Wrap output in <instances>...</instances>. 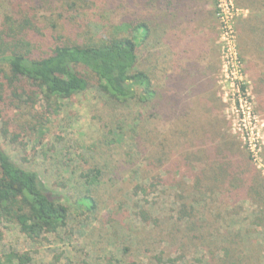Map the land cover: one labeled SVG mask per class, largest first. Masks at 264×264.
<instances>
[{
  "label": "trees",
  "instance_id": "16d2710c",
  "mask_svg": "<svg viewBox=\"0 0 264 264\" xmlns=\"http://www.w3.org/2000/svg\"><path fill=\"white\" fill-rule=\"evenodd\" d=\"M41 1L42 6L47 5L45 13L52 6L77 4L85 12L74 8L73 15H63L67 11L57 14L52 28L60 27V35L40 51L42 46L34 31L42 27V19L51 20L53 16L39 14ZM235 2L248 7L251 17L247 21L253 25V34L261 33L260 50L264 54V0ZM185 5L184 0H0V26L5 25L7 30H0V79L8 77L19 88L30 87L31 94L40 92L47 101L63 100L86 90L88 80L82 72L86 70L96 79L100 94L112 103L110 107L102 105L97 123L102 129L101 119L110 117L114 126L100 136L114 143L120 141L121 145L128 138L120 154V158L124 157L123 171L117 167L113 178L103 181V167L81 163L70 173L72 181L59 188L36 171L19 166L0 147V220L16 224L27 240L42 245L40 238L48 240L47 236L56 235L66 226L70 204L83 207L82 213H96L94 221L99 222L100 199L96 195L98 186L105 184L109 217L122 209L134 210L142 232H176L179 251L187 253L199 246L200 254L206 258L203 264H264V193L258 189L262 186L250 158L239 156L225 139L212 140L211 147L204 149L208 153L199 158V169H191V155L176 151V136L172 135L181 134L175 125L178 122H171L169 128L168 123L164 124L167 118L178 120L186 103L175 95L167 97L173 115L169 112L166 119H159L157 112L164 108L165 99L155 100L159 95L151 80L137 69V44L148 39L154 26L166 22L168 14L181 12ZM138 10L141 14H137ZM250 48H245L244 60L253 58ZM256 78L261 89L256 98L264 107V74ZM170 83L173 86L174 81ZM26 91L23 89V93ZM129 172L133 179L123 187L115 183L118 174ZM148 186L156 190L160 187L158 194L150 193ZM156 196L166 199L159 208H153L151 202ZM253 197L259 198L256 204H252ZM242 200L255 206L244 217ZM162 256V251L151 254L150 264H162ZM55 257L57 260L58 255ZM74 258L75 255L65 261L72 264ZM30 261L28 256L9 253L0 264ZM105 264L137 262L111 257Z\"/></svg>",
  "mask_w": 264,
  "mask_h": 264
},
{
  "label": "rangeland",
  "instance_id": "374dc122",
  "mask_svg": "<svg viewBox=\"0 0 264 264\" xmlns=\"http://www.w3.org/2000/svg\"><path fill=\"white\" fill-rule=\"evenodd\" d=\"M193 1L194 3L186 0L185 10L181 11L178 18L177 12L168 14L166 22L159 23L160 27L154 26L148 39L137 44V69L151 80L152 87L159 95L155 100L163 102L161 99H165L164 108L157 112L159 119H166L169 112L173 115L172 108H168L170 103L166 102L167 97L175 95L186 103L180 109L178 120L167 118L164 124L168 123L169 128L171 122H178L175 125L179 127L181 134L176 132L172 135L176 136V151L191 155V169H199V158L208 153L204 149L210 145L209 141L225 139L243 159L244 156L249 157V154L254 155V159L250 161L259 178L258 183L262 186L258 189L264 193V107L258 104L256 98L261 91L256 77L261 72L264 74V54L260 50L261 33L251 32L253 25L247 21L251 15L245 4L238 5L235 0ZM40 5L42 6V1ZM123 5L131 6L125 3ZM78 7L79 4L69 7L52 6L46 13L43 9L47 5L39 8V14L45 13L44 17L53 13L51 20L42 19V27L34 31L39 47L42 46L40 51L60 35V27L52 28L56 15L62 11H67L63 15H73L74 8L83 10ZM129 10L133 11L131 8ZM203 11L209 12L213 29L209 20L202 18ZM137 14L141 12L138 10ZM4 28L0 26L3 32ZM206 30H210L211 39L208 51L205 50L209 45ZM239 33L242 36L239 37ZM201 42L203 44L198 52H208L210 60L204 64L195 61L204 71L198 76H189V73H183L182 70L184 63L188 64V58L183 52L195 51ZM36 47L34 45L33 48ZM248 47H251L250 53L253 56L249 60L251 64L243 59L245 48ZM181 55L184 58H180ZM199 56L204 55L201 53ZM192 65L195 66V63ZM82 72L88 80L86 90L63 100L52 98L47 101L40 92L34 91L31 94L30 87L19 88L18 83L8 77L0 79V147L19 166L36 171L43 180L57 188L72 181L69 180L70 173L81 163L86 166L93 162L103 167V181L113 178L117 169L123 171L124 167V157L120 158V154L127 145L128 138H124L121 145L120 141L114 143L113 139L100 136L114 126L110 117L101 119L102 129H98L101 124L97 123L102 105L110 107L112 103L107 102L100 94L96 79L88 71ZM171 80L174 81L173 86ZM236 83L243 87L242 92L246 98L243 102L236 99ZM23 89H27L26 93H23ZM189 92L191 94L185 99ZM4 132L6 136L3 137ZM163 137H166V133ZM114 138L116 140V136ZM202 144L204 146L201 149ZM65 168H68V173L64 171ZM129 179H133L132 172L127 175L118 174L115 183L123 187ZM192 180L193 178L189 182ZM104 187L105 184L99 185L96 195L100 199L99 222L94 221L96 213H82L83 207L70 204L66 226L56 235L47 236L48 240L40 238L42 245L27 240L16 224L0 220V260L6 254L16 253L30 257L29 264H69L65 259L74 255L76 258L72 264H105L111 257L121 258L123 261L134 259L137 264H150V255L162 251V264L205 262L206 258L200 254L202 250L199 246L181 253L176 240L179 234L174 231L164 229L162 232H142L136 223L134 210L126 212L122 209L109 217L106 210L109 198ZM148 189L150 193L158 194L156 188L148 186ZM258 199L253 197L252 204H256ZM165 200L156 196L151 201L154 203L153 208L161 207V202ZM241 204L245 210L241 217L255 209L249 201L242 200ZM255 243L260 244L259 241ZM55 254L58 255L57 260Z\"/></svg>",
  "mask_w": 264,
  "mask_h": 264
},
{
  "label": "crops",
  "instance_id": "0c3cea01",
  "mask_svg": "<svg viewBox=\"0 0 264 264\" xmlns=\"http://www.w3.org/2000/svg\"><path fill=\"white\" fill-rule=\"evenodd\" d=\"M184 2L186 3V0H184ZM192 2L194 3L193 0H192ZM190 4H192V3H190ZM208 13H209L208 11H203L201 13L203 15L202 18L209 20V23L211 25V29H213V23H212L211 17L209 16ZM176 14H177V18H178V16L182 13L179 11ZM186 14H188V12H186ZM195 19H197V18H195ZM206 32H207V39H208L209 45H208V47L205 48V50L208 51L210 49V44H211V39L209 37L210 30H206ZM207 39H206V41H207ZM202 44L203 43L201 42V44L198 46V48L195 50V52H193V54H191V50H190V52L189 51L183 52L185 55H187V58H188V64L184 63V66L182 67L183 73H189V74H187L189 76L190 75L195 76V73H196V76H198V74H200L202 71H204L202 67L197 66V64H196V62L199 64H204L205 62H208L210 60L209 59L210 57L208 58V55H209L208 52L203 53L202 50L198 52V50H200V48L202 47ZM201 53L204 55L203 57L199 56V54H201ZM193 62L195 63V66L192 65ZM195 79H196V77H195ZM199 80H201V79H199ZM199 80H197V81H199Z\"/></svg>",
  "mask_w": 264,
  "mask_h": 264
},
{
  "label": "built area",
  "instance_id": "2783aa9c",
  "mask_svg": "<svg viewBox=\"0 0 264 264\" xmlns=\"http://www.w3.org/2000/svg\"><path fill=\"white\" fill-rule=\"evenodd\" d=\"M239 69V65L238 62L235 63ZM236 99L238 102H243V100H246L245 98V94L242 92L243 90L241 89V85L240 83H236ZM250 160L252 161L254 159V155L253 154H249Z\"/></svg>",
  "mask_w": 264,
  "mask_h": 264
}]
</instances>
